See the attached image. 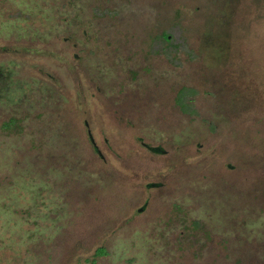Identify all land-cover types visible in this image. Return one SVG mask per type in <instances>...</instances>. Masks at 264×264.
I'll use <instances>...</instances> for the list:
<instances>
[{
  "label": "rangeland",
  "instance_id": "1",
  "mask_svg": "<svg viewBox=\"0 0 264 264\" xmlns=\"http://www.w3.org/2000/svg\"><path fill=\"white\" fill-rule=\"evenodd\" d=\"M0 264H264V0H0Z\"/></svg>",
  "mask_w": 264,
  "mask_h": 264
},
{
  "label": "trees",
  "instance_id": "2",
  "mask_svg": "<svg viewBox=\"0 0 264 264\" xmlns=\"http://www.w3.org/2000/svg\"><path fill=\"white\" fill-rule=\"evenodd\" d=\"M177 99H178V103H180V101H182V99H183L182 93L178 95ZM3 127L6 128L7 126L3 125ZM104 255H106V252H105V250L103 248H98L95 251V256L96 257H101V256H104Z\"/></svg>",
  "mask_w": 264,
  "mask_h": 264
},
{
  "label": "flooded vegetation",
  "instance_id": "3",
  "mask_svg": "<svg viewBox=\"0 0 264 264\" xmlns=\"http://www.w3.org/2000/svg\"><path fill=\"white\" fill-rule=\"evenodd\" d=\"M102 257V256H101Z\"/></svg>",
  "mask_w": 264,
  "mask_h": 264
}]
</instances>
